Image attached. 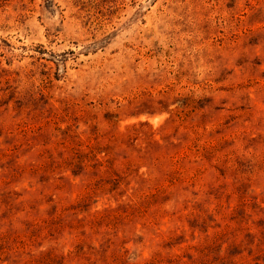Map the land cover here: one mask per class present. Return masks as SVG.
I'll list each match as a JSON object with an SVG mask.
<instances>
[{
  "label": "rangeland",
  "instance_id": "rangeland-1",
  "mask_svg": "<svg viewBox=\"0 0 264 264\" xmlns=\"http://www.w3.org/2000/svg\"><path fill=\"white\" fill-rule=\"evenodd\" d=\"M0 264H264V0H0Z\"/></svg>",
  "mask_w": 264,
  "mask_h": 264
}]
</instances>
